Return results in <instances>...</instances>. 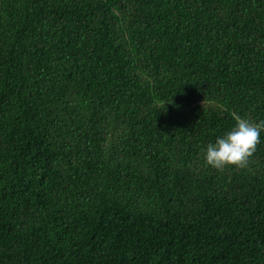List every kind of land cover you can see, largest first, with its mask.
I'll return each instance as SVG.
<instances>
[{
    "label": "trees",
    "instance_id": "16d2710c",
    "mask_svg": "<svg viewBox=\"0 0 264 264\" xmlns=\"http://www.w3.org/2000/svg\"><path fill=\"white\" fill-rule=\"evenodd\" d=\"M264 0H0V264H264Z\"/></svg>",
    "mask_w": 264,
    "mask_h": 264
},
{
    "label": "clouds",
    "instance_id": "9594fccd",
    "mask_svg": "<svg viewBox=\"0 0 264 264\" xmlns=\"http://www.w3.org/2000/svg\"><path fill=\"white\" fill-rule=\"evenodd\" d=\"M235 126L215 143L202 149L204 164L218 171L226 167L246 168L257 150L260 134L264 132V120L258 122L236 115Z\"/></svg>",
    "mask_w": 264,
    "mask_h": 264
}]
</instances>
